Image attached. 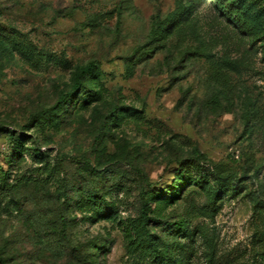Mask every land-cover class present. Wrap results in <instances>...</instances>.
Listing matches in <instances>:
<instances>
[{"label": "rangeland", "instance_id": "obj_1", "mask_svg": "<svg viewBox=\"0 0 264 264\" xmlns=\"http://www.w3.org/2000/svg\"><path fill=\"white\" fill-rule=\"evenodd\" d=\"M0 264H264V0H0Z\"/></svg>", "mask_w": 264, "mask_h": 264}, {"label": "trees", "instance_id": "obj_2", "mask_svg": "<svg viewBox=\"0 0 264 264\" xmlns=\"http://www.w3.org/2000/svg\"><path fill=\"white\" fill-rule=\"evenodd\" d=\"M235 20H237L236 21V23H237V26H239V25H241L242 23H241V21H240V17H235ZM94 71H95V66H93V65H91V66H89V67H87V68H84L83 70H82V73H86V74H92V73H94ZM66 100H71V99H65V101L64 102H66ZM194 154L195 155H199L200 153H199V151L197 150V149H194Z\"/></svg>", "mask_w": 264, "mask_h": 264}]
</instances>
